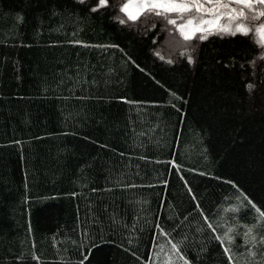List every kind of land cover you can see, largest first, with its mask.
Masks as SVG:
<instances>
[{"label": "trees", "instance_id": "obj_1", "mask_svg": "<svg viewBox=\"0 0 264 264\" xmlns=\"http://www.w3.org/2000/svg\"><path fill=\"white\" fill-rule=\"evenodd\" d=\"M126 2L0 0V264H264V45Z\"/></svg>", "mask_w": 264, "mask_h": 264}, {"label": "rangeland", "instance_id": "obj_2", "mask_svg": "<svg viewBox=\"0 0 264 264\" xmlns=\"http://www.w3.org/2000/svg\"><path fill=\"white\" fill-rule=\"evenodd\" d=\"M223 0H211V2H208V0H200V2L203 3V7L200 8L199 10H197L195 7L192 8L190 11H186V12H176V11H168V12H175L178 14H184V13H189L191 12L188 17L183 20V22L178 24V29L181 33V35L184 37V34H190L191 37L196 36L197 34H206L209 32H213V31H220L219 28L221 26L223 27H230L232 29H235L236 23H244L246 25L249 26L250 30L252 28H255V32L256 29L261 25L264 24V21H260L259 23L254 22V25H250V23H245L244 20L248 19V21L254 20L252 19V17L256 14V12L259 11V8L262 7L264 8V5H256L255 9L253 11H249L248 14H245V16L247 17L246 19L242 18L240 21H234L232 19H230V16H234L235 10H243V6L242 5H238L235 3H230V0H226L227 3H230V7L228 9H225L223 7H218L215 6V4L220 3ZM185 3H189L192 4L194 2V0H184ZM141 3V0H127V2L124 4V6L126 4H139ZM208 9H211L212 11L209 12L207 11ZM147 10V9H145ZM143 11H140V14ZM156 11L159 12H166L163 9H154ZM130 12H133V14H136V12L138 11V9L134 8V7H130L129 8ZM126 14V13H125ZM139 14V15H140ZM217 14H219L221 16L220 19H217ZM127 15V14H126ZM139 15L137 17H139ZM127 17L129 18V16L127 15ZM189 21H192L191 24H189ZM183 30V31H182ZM226 32V31H223ZM166 40L167 43L165 42L163 45H166V51L167 53H170L172 55L175 54V52L179 51L180 46L177 44V42L172 39L169 38V34L167 32V36H166ZM259 59V58H258ZM260 60V59H259Z\"/></svg>", "mask_w": 264, "mask_h": 264}, {"label": "snow or ice", "instance_id": "obj_3", "mask_svg": "<svg viewBox=\"0 0 264 264\" xmlns=\"http://www.w3.org/2000/svg\"><path fill=\"white\" fill-rule=\"evenodd\" d=\"M208 2H211V0H208ZM100 6H105L107 3V0H99ZM230 3H235L238 5H242L243 8L248 9L249 11H253L255 9L256 5H264V0H230ZM230 3H218V7H223L225 9H228L230 7ZM130 7H134L138 9L136 14H133V12L129 11ZM196 8L199 10L203 7V3L200 2V0H194L192 4L185 3L184 0H141V3L139 4H126L124 8L122 9L130 19H136L137 16L140 14V11H143L145 9L147 10H154V9H163L164 11H176V12H186L190 11L192 8ZM207 11L211 12V9H208ZM235 15L230 16V19L234 21H240L242 18L246 19L245 12L243 10H235ZM160 12H157V15H159ZM221 16L217 14V19H220ZM260 18H264V10L256 12V14L252 17L254 20H258ZM170 23L175 24L174 20H170ZM192 21H189V24H191ZM220 31H226V32H232V34H235L236 32H240L243 35H248L250 28L248 25L244 23H236L235 29H232L230 27H223L221 26L219 28ZM183 31V30H182ZM256 34L259 37V40L262 45H264V24H261L256 29ZM185 39H190V34H184ZM175 247V246H174ZM226 253L229 251L227 248L225 249ZM230 264H231V256H229Z\"/></svg>", "mask_w": 264, "mask_h": 264}]
</instances>
